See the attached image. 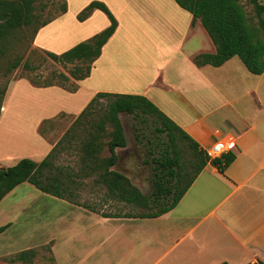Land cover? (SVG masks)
Segmentation results:
<instances>
[{"label":"crops","instance_id":"crops-1","mask_svg":"<svg viewBox=\"0 0 264 264\" xmlns=\"http://www.w3.org/2000/svg\"><path fill=\"white\" fill-rule=\"evenodd\" d=\"M65 1L66 12L38 30L37 47L61 54L109 27L101 10L77 19L92 1L103 2L118 26L90 75L73 79L75 92L25 79L11 85L0 114L2 167L23 158L41 162L59 142L61 127L98 93L145 97L200 149L233 137L235 159L224 173L208 163L176 207L156 218L104 217L44 192L49 199H8L24 182L0 202V264L48 245L55 264H264V73L249 72L238 56L218 67L198 66L193 58L216 53V46L174 0ZM27 185L26 195L37 196L40 190ZM36 203L46 215L33 210L25 221L24 208Z\"/></svg>","mask_w":264,"mask_h":264},{"label":"trees","instance_id":"trees-1","mask_svg":"<svg viewBox=\"0 0 264 264\" xmlns=\"http://www.w3.org/2000/svg\"><path fill=\"white\" fill-rule=\"evenodd\" d=\"M174 1L182 9L192 14L194 22L197 20L201 22L216 46V53L199 54L193 58L198 66L210 64L218 67L232 57L238 56L249 72L255 75L264 73V37L261 36L259 28L251 26L239 0ZM249 1L254 7L257 17L261 19L260 26L264 30V5L259 0ZM31 4L32 0H0V40L11 35L21 24H31V21L35 18ZM66 10L65 3L63 13ZM95 10H101L108 16L111 22L109 27L61 54L46 52V55L54 62L63 65L72 64L73 68L69 72L70 75L59 74L55 76L57 80H46L45 82H40L38 77L34 76L30 79L32 85L37 87L59 86L69 92H75L77 86L68 87L66 83L70 79L80 81L90 75L92 64L100 57L102 47L114 34L118 26L117 20L108 7L99 1H92L78 14L77 19L83 22ZM50 22H44L37 27L33 37L41 27ZM6 52V46L2 47L0 45V59L5 56ZM20 65L19 60L10 62L4 72L9 74ZM23 68L28 72L35 70V67L29 62H25ZM6 90L5 87L0 91V114ZM101 99L106 100L105 111L100 120L93 124L96 132L89 133L82 146L83 156L81 161L84 163L85 176L95 175L94 180L104 184L112 198L147 210L156 208L155 211L140 214L141 217L156 218L175 208L208 163L224 173L235 159L232 152L223 154L220 158H208L205 150L200 149L188 134L152 102L139 95L98 93L78 116V120L88 116L93 106ZM121 114L130 115L136 121L134 136L138 142L145 143L144 146L151 157L150 162L148 159L145 160L147 164L152 165V190L149 194H143L124 174L111 170L118 160L117 149L124 148L127 145L125 130L120 118ZM108 126H111L110 132ZM105 138H108L107 145L111 153L108 157L101 156ZM63 139L53 147L41 162L24 158L13 166H0V202L18 185L28 182L44 193L69 200L76 205L99 213L92 207L72 200L67 193L65 181L58 176L49 174L50 170L55 167V159L59 153L58 147L63 143ZM181 140L188 142L190 148L193 149V156L200 159L190 178L186 173V167L181 161L182 155L179 143ZM189 163L192 164L193 161L189 160L186 165ZM102 215L104 217H132L130 214ZM4 230L5 227H0V233ZM42 249H46L51 254L48 245L40 249L21 251L11 256V258H6V261L12 264H35L39 250ZM51 261L55 264L52 254ZM222 264L228 263L224 262Z\"/></svg>","mask_w":264,"mask_h":264},{"label":"rangeland","instance_id":"rangeland-1","mask_svg":"<svg viewBox=\"0 0 264 264\" xmlns=\"http://www.w3.org/2000/svg\"><path fill=\"white\" fill-rule=\"evenodd\" d=\"M239 1L247 15L251 26L259 28L261 36L264 37V30L262 29V26H260L261 19L257 17L254 7L250 3V1ZM259 2L264 5V0H259ZM65 3V0H32V13L35 15V18L31 21V24H21V26H18L11 35L6 36L4 39L0 40V45L2 47L6 46L7 50L5 56L0 59V91L5 87L7 88L6 93L3 96V103L8 95V91L10 90L11 85L20 79H25L30 82L31 78L37 76L40 82H45L46 80H57L55 76H58L59 74H66L68 76L70 75L69 72L73 68V65H63L51 60L46 55V52L48 51L43 48L37 47L34 44L33 37L36 28L39 27L42 23L53 21L63 14ZM16 60H19L21 62V65L11 73L6 74L4 71L6 70L8 64ZM25 62L31 63V65L35 67V70L33 72L25 71L23 68ZM254 78L256 81L259 80L258 77ZM261 80V88H264V76ZM74 81L73 79H70V81L66 83V85L68 87L75 86L76 84ZM19 96L21 98L22 93H20ZM24 96H26V93L24 94ZM35 100L36 99L32 98L31 96V99L27 101H30L31 104H33ZM105 107L106 100L101 99L100 102L96 103L93 106V108L91 109V113L88 116H85L81 120H78L77 118L73 122L71 121L69 124L61 127L62 130L58 136V139L60 138L61 140L62 138H64L63 143L58 147L59 153L58 157L55 159V167L50 170L49 174H51L52 176H58L65 181L67 193L71 196L72 200L92 207L99 213L138 215L142 213L145 214L148 211H155L156 208L147 210L125 203L123 201H119L116 198H112L108 194L104 184L94 180L95 175L90 177L85 176L86 171L83 169L84 163L81 161V157L83 156V142L88 138L89 133L96 132L93 124L100 120L103 112L105 111ZM62 118L65 119L64 116H60L58 118V121L56 120L57 125L60 126L62 124V122L59 121ZM120 118L125 130L127 145L124 148L117 149L116 154L118 160L116 164L111 168V170L116 172L121 171L126 174L129 173L133 178L132 181L136 183L135 186H137V188L141 192L149 194L152 190V184L150 181L152 176V165L147 164L145 160L148 159L150 162L151 157L149 156L148 151L144 146L145 143L138 142L134 136V126H136V121H134L133 117L126 114H121ZM45 128L46 126L42 127V131H44ZM108 131H111V126H108ZM107 142L108 138H105L104 146L101 151L102 157H108L111 155ZM179 143L182 155L181 161L186 167V173L190 178L196 170L197 164L200 162V159H196L193 156V149L190 148L188 142L181 140ZM19 152L21 154L26 153L24 149L20 150ZM189 160H192L193 163H189L186 165ZM12 163L14 162L9 161L6 162V165L10 166ZM139 167H141V169ZM27 184L29 183L20 185L16 189L15 193L8 199L16 201H19L21 199L34 198L35 200L39 201L49 199L47 195L43 194V192L40 191H34L36 193L39 192L37 193V196L26 195L27 192L32 190L31 187H29V185ZM36 205H34L33 207L31 205V207L24 208L26 209L24 211L23 218L25 219V221L28 220L31 214H33V210L40 212V214H42H38L40 216L46 215V213L44 214V212L46 211V207L44 206V204L36 203ZM31 210L32 212L30 213ZM11 216L12 214H6L5 218L8 219V217ZM23 222L24 221H21L18 225L23 224ZM14 229H17L16 225H14ZM35 264H53V262L51 261V254L46 249L39 250Z\"/></svg>","mask_w":264,"mask_h":264},{"label":"built area","instance_id":"built-area-1","mask_svg":"<svg viewBox=\"0 0 264 264\" xmlns=\"http://www.w3.org/2000/svg\"><path fill=\"white\" fill-rule=\"evenodd\" d=\"M234 146V138L228 137L226 140L214 144L211 148L205 150L206 155L210 159L220 158L223 154L231 152L230 150Z\"/></svg>","mask_w":264,"mask_h":264}]
</instances>
